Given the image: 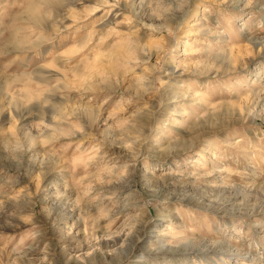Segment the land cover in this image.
<instances>
[{
	"label": "rangeland",
	"instance_id": "1",
	"mask_svg": "<svg viewBox=\"0 0 264 264\" xmlns=\"http://www.w3.org/2000/svg\"><path fill=\"white\" fill-rule=\"evenodd\" d=\"M0 264H264V0H0Z\"/></svg>",
	"mask_w": 264,
	"mask_h": 264
}]
</instances>
